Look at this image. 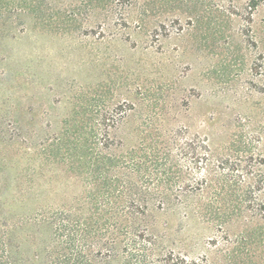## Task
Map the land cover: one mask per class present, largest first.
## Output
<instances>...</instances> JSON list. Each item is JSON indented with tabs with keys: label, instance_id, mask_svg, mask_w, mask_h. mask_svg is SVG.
Masks as SVG:
<instances>
[{
	"label": "rangeland",
	"instance_id": "obj_1",
	"mask_svg": "<svg viewBox=\"0 0 264 264\" xmlns=\"http://www.w3.org/2000/svg\"><path fill=\"white\" fill-rule=\"evenodd\" d=\"M264 264V0H0V264Z\"/></svg>",
	"mask_w": 264,
	"mask_h": 264
},
{
	"label": "trees",
	"instance_id": "obj_2",
	"mask_svg": "<svg viewBox=\"0 0 264 264\" xmlns=\"http://www.w3.org/2000/svg\"><path fill=\"white\" fill-rule=\"evenodd\" d=\"M174 264H209L204 258H179Z\"/></svg>",
	"mask_w": 264,
	"mask_h": 264
}]
</instances>
